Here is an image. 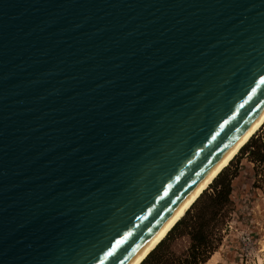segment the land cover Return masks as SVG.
Returning a JSON list of instances; mask_svg holds the SVG:
<instances>
[{
    "label": "water",
    "instance_id": "obj_1",
    "mask_svg": "<svg viewBox=\"0 0 264 264\" xmlns=\"http://www.w3.org/2000/svg\"><path fill=\"white\" fill-rule=\"evenodd\" d=\"M264 108V0H0V264H127Z\"/></svg>",
    "mask_w": 264,
    "mask_h": 264
},
{
    "label": "rangeland",
    "instance_id": "obj_2",
    "mask_svg": "<svg viewBox=\"0 0 264 264\" xmlns=\"http://www.w3.org/2000/svg\"><path fill=\"white\" fill-rule=\"evenodd\" d=\"M259 150L264 151V124L197 198L198 204L193 203L182 216L194 214L207 204L206 195L214 191L222 176L233 178L232 201L219 218L214 247L200 264H205L213 255L217 264H249L241 252L240 237L245 232L251 233L258 253L256 263L252 264H264V160L257 159ZM173 245L178 252L184 251L188 239L184 237Z\"/></svg>",
    "mask_w": 264,
    "mask_h": 264
},
{
    "label": "trees",
    "instance_id": "obj_3",
    "mask_svg": "<svg viewBox=\"0 0 264 264\" xmlns=\"http://www.w3.org/2000/svg\"><path fill=\"white\" fill-rule=\"evenodd\" d=\"M257 155V159L264 160V151L262 153L259 150ZM232 180V177L222 176L214 191L206 195L208 203L196 213H188L181 218L168 232L167 237L165 236L166 238L164 237L140 264H200L204 262V255L214 247L215 229L218 227L222 211L232 201ZM195 204H198V201ZM184 237L188 239V246L186 250L178 252L173 244Z\"/></svg>",
    "mask_w": 264,
    "mask_h": 264
},
{
    "label": "bare ground",
    "instance_id": "obj_4",
    "mask_svg": "<svg viewBox=\"0 0 264 264\" xmlns=\"http://www.w3.org/2000/svg\"><path fill=\"white\" fill-rule=\"evenodd\" d=\"M263 124L264 108L127 264H140L146 258Z\"/></svg>",
    "mask_w": 264,
    "mask_h": 264
},
{
    "label": "built area",
    "instance_id": "obj_5",
    "mask_svg": "<svg viewBox=\"0 0 264 264\" xmlns=\"http://www.w3.org/2000/svg\"><path fill=\"white\" fill-rule=\"evenodd\" d=\"M240 241L241 252L243 253L245 262L249 264L256 263L255 255H257L258 253L256 252L257 249L255 246V241L251 233L245 232L243 235L241 234Z\"/></svg>",
    "mask_w": 264,
    "mask_h": 264
},
{
    "label": "crops",
    "instance_id": "obj_6",
    "mask_svg": "<svg viewBox=\"0 0 264 264\" xmlns=\"http://www.w3.org/2000/svg\"><path fill=\"white\" fill-rule=\"evenodd\" d=\"M215 261V255H213L212 257L210 256V258L208 259V261L205 262V264H217Z\"/></svg>",
    "mask_w": 264,
    "mask_h": 264
}]
</instances>
